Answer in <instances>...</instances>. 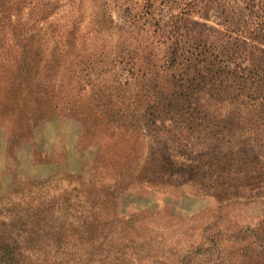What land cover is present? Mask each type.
Segmentation results:
<instances>
[{"label":"rangeland","instance_id":"obj_1","mask_svg":"<svg viewBox=\"0 0 264 264\" xmlns=\"http://www.w3.org/2000/svg\"><path fill=\"white\" fill-rule=\"evenodd\" d=\"M244 1L0 0V236L19 238V264H185L208 231L225 247L200 263L264 264V147L180 139L177 120L148 109L159 86L145 94L161 82L160 24L223 36L248 18ZM21 51L30 66L19 67ZM217 155L254 198L206 194ZM32 199L52 201L34 228L21 223Z\"/></svg>","mask_w":264,"mask_h":264},{"label":"trees","instance_id":"obj_2","mask_svg":"<svg viewBox=\"0 0 264 264\" xmlns=\"http://www.w3.org/2000/svg\"><path fill=\"white\" fill-rule=\"evenodd\" d=\"M244 3V8L249 10L248 18L238 26L233 21L227 23L226 31H220L224 33L223 36L211 33L201 37L203 32L189 29L185 27L186 25H178V23L171 25L173 27L168 31L164 27L169 23L160 24L166 35V53L159 74L161 82L154 84L153 87L151 83V87L146 89L145 94L149 95L150 89L152 91L157 89V85L159 86L157 94L155 93L158 101L155 103L150 98L151 103L148 109L155 107L162 118L171 117L177 120V136L180 139L205 133V137L210 135L226 143L240 142L241 151L248 154L253 146L260 149L264 147L262 142L255 143L253 140L264 135V48L262 46L264 45V0H245ZM0 6H2L1 3ZM20 48L23 49L22 46ZM20 53L19 67L22 64L24 67L30 66V61L26 60V54L22 51ZM20 76H23V73H19V78ZM15 80L18 78L14 76L6 86L9 93L19 85ZM226 105L229 108L226 115L218 114L221 106ZM116 112L114 116H118L120 120L127 116L126 111L121 107L117 108ZM133 117L129 123L134 125ZM86 119L88 121V118ZM95 119L101 121L98 117ZM145 120L150 121L148 118ZM124 121L126 122L127 119ZM135 122L137 127L140 119L137 117ZM199 156L192 157L199 162V165L208 162L205 161V156L202 154ZM216 158V161L209 160L208 164L210 171L214 174H208V177L203 176L200 179L206 194L213 195L220 202L243 197L254 198L255 195L247 196L239 192V188L245 186L244 183L239 184V178H228L232 170L230 172L228 169L226 159L225 162L222 161L224 156L217 155ZM253 160L247 158V161ZM249 174L250 172L243 178ZM232 186H235V190ZM231 190L234 191L230 193ZM99 202L104 204L107 200ZM51 203L52 201L40 199L21 202L25 210L30 212V215L28 217L26 215L21 223L26 224L32 217L30 223L34 225L33 228L41 224L47 211L51 210ZM95 205V203L92 204L90 208H95ZM4 216L8 214L5 213ZM20 217L24 218V216ZM15 220L14 218L11 224H16ZM1 222L3 225L7 224L5 220ZM3 234L2 231L0 264H19L21 260L19 238L11 234L5 238ZM204 238L200 246L191 245V248L196 250L188 256H183L182 261H186L185 264H203L198 260L200 256L208 257L212 253L222 254L226 241L219 238V233L210 235L208 231ZM259 257L264 260V246L260 250Z\"/></svg>","mask_w":264,"mask_h":264}]
</instances>
